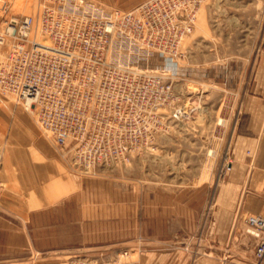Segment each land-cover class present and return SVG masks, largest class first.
I'll return each instance as SVG.
<instances>
[{
    "label": "rangeland",
    "instance_id": "rangeland-1",
    "mask_svg": "<svg viewBox=\"0 0 264 264\" xmlns=\"http://www.w3.org/2000/svg\"><path fill=\"white\" fill-rule=\"evenodd\" d=\"M91 1L127 11L145 0ZM40 3L0 0V32L11 18L37 16ZM263 35L264 0H204L176 54L142 51L140 59L130 58L131 65L170 82L174 98L160 101L157 115L143 110L150 101L126 102V162L91 171L77 168L70 149L55 145L33 113L0 92V177L4 196L27 221L26 246L10 260L0 258V264H66L74 259L138 264L140 228L154 215L161 199L157 190H209L211 202L218 189L233 194L228 148L240 105L235 83L261 49ZM14 42L5 37L0 61ZM142 86L132 81L128 90L136 94ZM39 210L50 212L47 227L31 215Z\"/></svg>",
    "mask_w": 264,
    "mask_h": 264
},
{
    "label": "built area",
    "instance_id": "built-area-1",
    "mask_svg": "<svg viewBox=\"0 0 264 264\" xmlns=\"http://www.w3.org/2000/svg\"><path fill=\"white\" fill-rule=\"evenodd\" d=\"M203 2L145 0L126 11L107 10L91 0H41L37 16L11 18L0 32V45L6 36L15 39L0 61V92L33 113L55 145L70 149L77 168L91 171L124 163L126 102L150 101L148 109L142 108L157 115L160 101L174 98L170 82L164 84L151 69L131 65L130 58L140 59L142 51L176 54ZM132 81L143 83L142 91L129 92ZM1 154L0 147V164ZM245 223L257 240L255 264H261L264 216L248 215ZM66 264L130 263L74 259Z\"/></svg>",
    "mask_w": 264,
    "mask_h": 264
},
{
    "label": "crops",
    "instance_id": "crops-1",
    "mask_svg": "<svg viewBox=\"0 0 264 264\" xmlns=\"http://www.w3.org/2000/svg\"><path fill=\"white\" fill-rule=\"evenodd\" d=\"M236 79L240 105L228 148L234 163L229 180L234 193L218 189L211 202L209 190H157L161 199L156 200L154 215L140 228L143 247L138 264L252 263L257 240L247 233L244 219L251 214L264 216V43ZM5 191L3 183L0 258L10 260L26 246L27 221L13 208L12 199L4 196ZM197 196L202 199L196 202ZM31 215L43 227L51 221L45 210L31 211ZM183 243L187 245L181 247Z\"/></svg>",
    "mask_w": 264,
    "mask_h": 264
}]
</instances>
